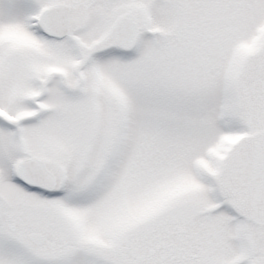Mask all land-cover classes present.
Instances as JSON below:
<instances>
[{"label":"snow or ice","instance_id":"obj_1","mask_svg":"<svg viewBox=\"0 0 264 264\" xmlns=\"http://www.w3.org/2000/svg\"><path fill=\"white\" fill-rule=\"evenodd\" d=\"M0 264H264V0H0Z\"/></svg>","mask_w":264,"mask_h":264}]
</instances>
